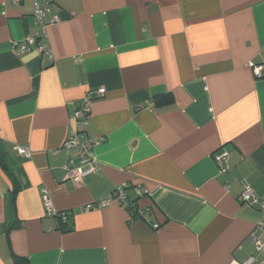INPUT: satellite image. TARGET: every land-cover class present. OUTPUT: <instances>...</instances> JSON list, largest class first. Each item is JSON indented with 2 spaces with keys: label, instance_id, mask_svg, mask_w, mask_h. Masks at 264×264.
I'll return each mask as SVG.
<instances>
[{
  "label": "crops",
  "instance_id": "crops-1",
  "mask_svg": "<svg viewBox=\"0 0 264 264\" xmlns=\"http://www.w3.org/2000/svg\"><path fill=\"white\" fill-rule=\"evenodd\" d=\"M34 1L0 0V264L246 258L264 211L240 199L249 186L264 204V71L251 68L264 64V0H53L44 34ZM35 33L52 59L17 52ZM73 127L101 138L78 184L62 178ZM122 183L128 207L81 211ZM43 190L65 218L45 213Z\"/></svg>",
  "mask_w": 264,
  "mask_h": 264
},
{
  "label": "built area",
  "instance_id": "built-area-1",
  "mask_svg": "<svg viewBox=\"0 0 264 264\" xmlns=\"http://www.w3.org/2000/svg\"><path fill=\"white\" fill-rule=\"evenodd\" d=\"M21 0H14L15 4H18ZM53 0H35L34 6V20L37 25L40 26L42 34H44V29L47 25H53L57 22V16H54L51 20H46L45 13L52 8ZM35 36H29L24 42L14 43L18 53H25L35 48V50L43 56L52 59L50 49L46 43H37ZM252 71L256 77H261L264 71V64H251ZM105 90L103 88L97 89L95 91H90L86 94L83 100L80 102L78 108L73 113V118L75 123L81 125L88 124L89 116V102L94 98L103 96ZM100 139H85L84 132L76 128H71L67 138L64 140L61 148L65 149L68 155V159L63 164V180H70L74 183H79L82 178L96 171L95 161L92 155V147L100 142ZM17 154L23 158H29L31 151L27 147L15 146ZM56 151V150H55ZM228 153L224 150L214 156L216 163L220 167L221 172L228 170L226 163ZM227 188L228 186L225 185ZM128 186L126 183L119 184L113 191L105 196L102 200L89 203L81 207V211H88L93 208H102L109 205L110 203L116 201L120 205L128 207L129 202L126 196V190ZM137 194L139 192L137 191ZM240 199L248 204L258 205L264 210V204L259 202L258 196L255 194L253 189L249 186H245L240 194ZM42 203L45 213L47 215H60L65 218L67 212H57L51 203L48 193L43 190ZM249 238L253 243L252 252L243 260L233 259L229 264H264V211L262 213L261 219L255 223Z\"/></svg>",
  "mask_w": 264,
  "mask_h": 264
},
{
  "label": "trees",
  "instance_id": "trees-1",
  "mask_svg": "<svg viewBox=\"0 0 264 264\" xmlns=\"http://www.w3.org/2000/svg\"><path fill=\"white\" fill-rule=\"evenodd\" d=\"M167 100V95H160V96H157L156 99H155V104L157 106H164L166 105V101ZM68 214H65V216H67ZM60 216V215H58ZM59 218H62V217H59Z\"/></svg>",
  "mask_w": 264,
  "mask_h": 264
}]
</instances>
